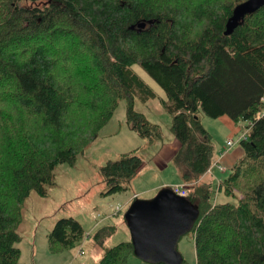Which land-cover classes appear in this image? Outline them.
<instances>
[{
	"label": "trees",
	"instance_id": "16d2710c",
	"mask_svg": "<svg viewBox=\"0 0 264 264\" xmlns=\"http://www.w3.org/2000/svg\"><path fill=\"white\" fill-rule=\"evenodd\" d=\"M245 1L0 0V264L19 263L31 193L50 195L58 166L77 163L122 99L131 130L163 139L161 127L135 107L155 92L134 65L167 95L162 105L180 142L171 164L200 209L189 232L194 264H264V5L225 34ZM150 21L140 32L131 28ZM200 113L247 122L244 157L218 186L235 202L213 199L207 171H225L213 164ZM143 164L137 153L108 161L100 169L105 194L127 191ZM116 231L100 227L96 244L105 248ZM85 236L80 221L63 217L48 233L49 248L71 249ZM133 254L132 241H122L106 247L98 264H128Z\"/></svg>",
	"mask_w": 264,
	"mask_h": 264
},
{
	"label": "rangeland",
	"instance_id": "374dc122",
	"mask_svg": "<svg viewBox=\"0 0 264 264\" xmlns=\"http://www.w3.org/2000/svg\"><path fill=\"white\" fill-rule=\"evenodd\" d=\"M132 68L155 92V98L147 102L136 99V109L144 113L150 122L161 127L164 143L170 142L173 137L170 129L172 117L162 105V101L167 99L165 90L141 66L134 65ZM126 104L125 99L119 102L109 123L103 127L97 140L88 146L87 152L78 158L75 165L58 166L56 184L48 197H42L34 191L31 193L23 205L21 228L23 240L18 243L22 254L18 264H98L106 247L131 240L124 215L135 199L153 198L165 187L173 189L175 186H183L189 190V185L186 186L185 183L173 184L174 181L181 180L173 164L165 170L154 172L150 169L153 164L151 160H148L149 165H143L144 169L131 181L127 191L105 194L106 185L100 172L102 166L128 153H140L139 155L143 158L149 159L148 153L152 151L151 147L149 150L145 148L150 139L141 137L127 125ZM199 115L204 127L212 136L214 151L218 158L214 159L213 164L219 165L221 158L226 156V160L223 158L221 161L226 169L225 172L217 168H209L207 171V174L214 179L216 192L213 194V199L217 197L218 202H235L234 196L223 192L219 195L218 186L220 181L229 175L235 163L244 157L240 141L248 134L247 122L242 120L237 122L229 115L219 118H212L204 113ZM228 140L233 141L232 146H227ZM163 181L166 183L165 186L153 188ZM135 193L131 203L123 210L122 203L126 197ZM236 193L239 194L237 191ZM93 213L97 218L93 216ZM63 217L76 218L85 229V238L71 248L74 252L71 249L52 252L49 248L48 233L56 221ZM108 225H114L117 231L106 241L103 248L96 244L94 235L100 227ZM31 230H33L32 233H30ZM178 250L188 264L195 263L196 249L192 234L188 233L180 239ZM85 259V263H82ZM128 264L153 263L145 262L133 254Z\"/></svg>",
	"mask_w": 264,
	"mask_h": 264
},
{
	"label": "water",
	"instance_id": "95a60500",
	"mask_svg": "<svg viewBox=\"0 0 264 264\" xmlns=\"http://www.w3.org/2000/svg\"><path fill=\"white\" fill-rule=\"evenodd\" d=\"M263 5L264 0H247L239 4L227 22L225 34H232L247 14L255 13ZM151 23H137L131 28L138 26L140 32ZM199 217L198 205L169 187L162 188L153 198L135 199L124 215L134 254L153 264H183L179 241L192 231Z\"/></svg>",
	"mask_w": 264,
	"mask_h": 264
},
{
	"label": "crops",
	"instance_id": "0c3cea01",
	"mask_svg": "<svg viewBox=\"0 0 264 264\" xmlns=\"http://www.w3.org/2000/svg\"><path fill=\"white\" fill-rule=\"evenodd\" d=\"M164 142L165 141L163 139H161V140H152V141L149 140L147 142V144L145 145V148L147 150H149L150 147L152 148V151L148 153V158L149 159H146V157L143 158L144 159V164L147 165V166L149 165L147 161L151 160V162L153 164V166L150 167L151 171L156 172L158 170H165V169L169 168V166L172 165L171 164V160H172L173 156L176 154V152L180 148V142L174 136L172 137V140L170 142H167V143H164ZM138 154H140V153H138ZM152 155H153V157H152ZM223 158L226 160V156L222 157L221 159L223 160ZM214 159L215 160L218 159L216 153H214ZM143 169H144V167L141 168V170L139 171V174H140V172H142ZM177 175H178V177H180L179 173H177ZM180 179H181V177H180ZM183 183L184 182L182 180H179V181H174L173 184L175 185V184H183ZM165 184H166L165 181H163L161 183H158L153 188L154 189L155 188H160L162 186H165ZM147 190H150V189H147ZM147 190H144V191H147ZM135 195H136V193L134 195H132V196L126 197L125 201L122 203L123 210H124V207H127V205L129 203H131V201L133 200V197ZM108 216H111V215H108ZM97 222H100V221H97ZM32 231L33 230H31L30 233H32ZM89 234H91V233H89ZM71 250H72V252H74V249H71ZM85 261H86V259L82 263H85ZM196 262H197V258H195V263Z\"/></svg>",
	"mask_w": 264,
	"mask_h": 264
},
{
	"label": "built area",
	"instance_id": "2783aa9c",
	"mask_svg": "<svg viewBox=\"0 0 264 264\" xmlns=\"http://www.w3.org/2000/svg\"><path fill=\"white\" fill-rule=\"evenodd\" d=\"M262 106H263V110H262V112L260 113V116H261V117L264 116V96L262 97ZM232 145H233V141H232V140H228V141H227V146H232ZM220 168L223 169L224 171H226V169H225L224 167H222L221 165H220ZM173 190H174L177 194L182 195V196H188V193H189V192H188V189H187L186 187H183V186H175V187H173ZM93 216H94L95 218H97L95 214H93Z\"/></svg>",
	"mask_w": 264,
	"mask_h": 264
}]
</instances>
